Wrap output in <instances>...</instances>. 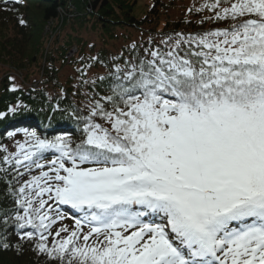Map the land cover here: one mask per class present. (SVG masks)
<instances>
[{
	"label": "snow or ice",
	"instance_id": "snow-or-ice-1",
	"mask_svg": "<svg viewBox=\"0 0 264 264\" xmlns=\"http://www.w3.org/2000/svg\"><path fill=\"white\" fill-rule=\"evenodd\" d=\"M186 13L199 30L80 57L78 99L51 109L68 111L76 139L8 134L0 250L27 244L48 264H264V0H193ZM32 111L20 102L0 120Z\"/></svg>",
	"mask_w": 264,
	"mask_h": 264
},
{
	"label": "trees",
	"instance_id": "trees-1",
	"mask_svg": "<svg viewBox=\"0 0 264 264\" xmlns=\"http://www.w3.org/2000/svg\"><path fill=\"white\" fill-rule=\"evenodd\" d=\"M141 1L25 0L23 6L9 4L6 7L4 0H0V67L10 66L15 70L11 71V75L21 86L17 92L10 91L13 83L8 79L10 71L1 76L0 69V111H6L9 106L20 102L33 110L0 120V145L11 147L14 139L8 134L16 132L15 138L20 139L23 128L67 134L73 139L80 135V127L68 114L71 105L78 99L72 95L74 76L63 80V71L76 67L79 54L83 57L94 53L104 57L118 54L108 45L119 40L118 32L123 30L140 32L156 42L164 33L190 32L201 28L193 17H190L191 23L186 22L188 18L185 16L174 20L164 0H149L151 5L149 2L141 4ZM140 7L144 9L142 16L136 14ZM63 13L67 17H76L68 19ZM21 17L27 21L26 26L19 24ZM61 17L65 18L61 31L48 47L43 35L45 24L60 22ZM90 27L93 32L100 33L103 44L99 48L95 45L88 48L90 41L82 35ZM157 36L160 37L156 40ZM148 41L141 38L136 42L146 44ZM73 48H77L78 55L68 63V53ZM95 71L102 73L104 69L96 68ZM57 103L68 111H51ZM42 108L46 111L40 112ZM49 124L51 127H47ZM48 155L53 158L52 154ZM10 179V175L5 177L0 173V209H11L13 206L8 184ZM62 211L69 217L79 215L66 206ZM65 221L67 224L74 222L71 218ZM0 264H48V260L25 244L20 251L15 248L0 250Z\"/></svg>",
	"mask_w": 264,
	"mask_h": 264
},
{
	"label": "rangeland",
	"instance_id": "rangeland-1",
	"mask_svg": "<svg viewBox=\"0 0 264 264\" xmlns=\"http://www.w3.org/2000/svg\"><path fill=\"white\" fill-rule=\"evenodd\" d=\"M166 2V6H169V8L171 9L169 11V14L173 17L174 20H179L182 16H185L186 18L190 19V17L187 16L186 13V9L193 3V0H164ZM145 2H149L151 5V2L149 0H143L141 1V4L145 3ZM136 14L142 16L144 14V9L143 8H139L138 10H136ZM64 17H67L66 14L63 13ZM76 15H72V16H68V19L71 18H75ZM62 21L60 22H54L53 24L48 22L45 24V27L43 29V35L45 36V43H48V47L50 45V42L53 41V39L56 37V34L61 31V26L63 25V21L65 18L61 17ZM192 19V17H191ZM163 20H165V17L163 18ZM162 26L160 27V30H162ZM86 33H83L82 35L87 38L90 43L92 45L97 46V48L101 47L103 44V40L101 39L100 33L97 32H93L91 30V27L88 30H85ZM160 32V31H159ZM118 36H119V40H115L112 41L108 47L113 51V52H121L129 43L133 42V41H139L141 38L145 39V40H150L151 37L150 36H144L142 33L140 32H134V31H120L118 32ZM160 36H157L156 40L159 38ZM159 40V39H158ZM89 43V44H90ZM89 48V47H88ZM89 52V49L87 50ZM97 51V50H96ZM45 53V52H44ZM72 55L71 57H69V61L68 63H71L74 58L78 55L77 52V48H73L69 53L68 56ZM89 55V54H88ZM46 56V53L45 55ZM83 54H79L78 55V60L80 59V57H82ZM1 69V76L4 73H7V71L9 72V76L11 75V71H15L13 69L7 68L5 66L0 67ZM75 68H65V70L63 71V80L65 81L66 78H68V76H75ZM8 74V73H7ZM15 84L20 86V82L15 80ZM18 139V138H15ZM22 139V138H20ZM12 147H14V140L12 142ZM66 222V221H64ZM68 223V222H66Z\"/></svg>",
	"mask_w": 264,
	"mask_h": 264
}]
</instances>
